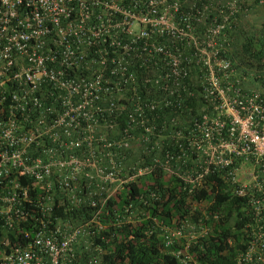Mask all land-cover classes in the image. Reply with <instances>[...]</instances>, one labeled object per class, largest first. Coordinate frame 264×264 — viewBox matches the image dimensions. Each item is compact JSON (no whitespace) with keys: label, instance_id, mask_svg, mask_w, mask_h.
Instances as JSON below:
<instances>
[{"label":"built area","instance_id":"obj_1","mask_svg":"<svg viewBox=\"0 0 264 264\" xmlns=\"http://www.w3.org/2000/svg\"><path fill=\"white\" fill-rule=\"evenodd\" d=\"M240 3L0 0V227L33 229L25 244L1 252L0 264L71 260L73 243L93 218L75 226L61 217L58 207L83 201L95 206L120 182L148 169L138 167L119 179L111 147H125L129 141L101 131L114 121L100 119L105 110L97 103L134 79L129 55L138 43L137 55L154 49L168 56L170 93L182 85L192 62L200 67L204 105L187 134L182 133L181 146L197 169L178 175L194 186L217 169L236 193L248 194L252 217L245 223L247 243L237 261L264 264V89L245 87L244 75L221 54L220 38ZM199 22L203 29L195 30ZM151 33L172 40L186 36L192 52L184 56L180 50L163 49L145 40ZM116 73L120 77L114 79ZM107 112L115 114L113 102ZM165 156L164 166L175 172L168 164L174 155L168 151ZM181 233L178 227L166 237ZM0 241L8 244L6 233Z\"/></svg>","mask_w":264,"mask_h":264},{"label":"trees","instance_id":"obj_2","mask_svg":"<svg viewBox=\"0 0 264 264\" xmlns=\"http://www.w3.org/2000/svg\"><path fill=\"white\" fill-rule=\"evenodd\" d=\"M254 5L264 4L241 0L220 38L221 54L230 58L239 75H244V84L257 81L264 89V22L256 29L246 18L247 9ZM202 25L203 22L196 25L195 30H202ZM145 40H153L163 49L180 50L184 56L192 52L186 36L172 40L167 35L151 33ZM136 49L129 55L134 79L121 84L111 98L104 97L97 103L105 110L100 119L113 117L114 121L112 127L103 126L101 131L108 138L124 136L129 141L128 146L111 147L120 169L119 179H125L138 167L148 169L118 181L111 194L104 201L100 198L95 206L83 201L78 205L63 202L58 207L61 217L75 226L93 218V225L81 229L73 243L71 260L61 264H242L237 255L246 246L249 228L245 223L252 217L248 194L236 193L234 184L217 169L194 186L178 175L197 169L192 155H182L181 146L183 134H187L204 105L200 91L202 71L192 62L188 74L181 78L182 85L170 93L171 77L165 75L168 56L154 49L139 50L137 55ZM112 77L120 76L116 73ZM111 102L115 104L114 115L107 112ZM148 125L151 130L145 128ZM168 151L174 155L168 164L175 172L163 164ZM178 227L182 233L168 240V230ZM32 230L27 225L10 230L0 227V235L6 233L8 237V244L0 241V254L15 243L25 244Z\"/></svg>","mask_w":264,"mask_h":264},{"label":"rangeland","instance_id":"obj_3","mask_svg":"<svg viewBox=\"0 0 264 264\" xmlns=\"http://www.w3.org/2000/svg\"><path fill=\"white\" fill-rule=\"evenodd\" d=\"M249 0H247L248 2ZM246 18H249L253 22L256 29L261 26V21L264 22V5H254L246 11ZM246 87H258L261 88L257 81L247 82Z\"/></svg>","mask_w":264,"mask_h":264}]
</instances>
